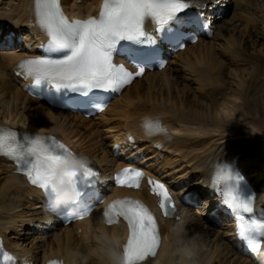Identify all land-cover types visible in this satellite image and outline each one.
<instances>
[{"label":"bare ground","instance_id":"6f19581e","mask_svg":"<svg viewBox=\"0 0 264 264\" xmlns=\"http://www.w3.org/2000/svg\"><path fill=\"white\" fill-rule=\"evenodd\" d=\"M0 1L12 8L0 12V23L25 30L27 35L36 30L41 36L35 42H47L46 32L36 22L35 0ZM213 1L183 0L190 4L185 15L191 16L195 12L215 15L229 4L241 13L244 27H240L238 35L222 31L217 24L221 15L218 13L212 28L214 39H224L223 46L216 48L213 42L200 40L176 55L189 75H181V79L178 73L169 70L168 64L163 71L146 73L127 88L105 113L97 117L106 119L105 114L117 109L113 112L120 123L110 130L112 134L109 132L113 139L110 149L105 148L101 140L96 141L99 135L93 132L92 120L53 109L28 95L24 85L30 81L21 83L19 64L31 57L19 50L0 52V128L18 130L20 137L56 138L70 147L77 159L87 158L88 166L105 182L116 169L125 165L113 155L112 148L120 141L140 142L153 153L156 148L171 155L180 154L190 168L186 175L181 174V178H189L191 182L187 184V192L178 189L183 195L173 196L175 202H181L188 192L194 195L200 181L207 187L213 186L218 166L229 165L235 156H240V162L247 168L255 170L257 180L255 176L245 174L253 179L258 189L260 177L264 182V47L258 50L261 46L258 40L264 43V0H217L221 1L217 7L211 5ZM102 3L103 0H59L62 11L70 20L98 17ZM154 27L155 23L146 19L144 29L148 31ZM0 44L8 45L2 40ZM189 53L187 59L183 58ZM188 79H193L198 91L187 85ZM144 82L146 88L142 86ZM146 119H158L166 133L149 134L144 127ZM224 140L226 142L220 145ZM1 174L6 177L4 182L0 179V240L5 251L15 258V264H113L112 254L117 257V264H122L124 245L129 237L128 225L123 218L117 225H107L103 207L97 208L85 221L60 228V234L55 235V242L50 246V254L45 253L40 262L28 258L30 252L24 251L23 247L21 250L9 234L18 222H26V226L35 221L51 224L44 211V194L27 177L16 174L15 163L2 156ZM128 196L140 199L148 209L156 212L159 220L161 246L154 257L138 264H256L250 257L242 255L232 229H225V235L219 234L209 217H201L202 212L190 214L182 205L169 220L164 219L158 209L157 197L151 196L148 189L142 192L113 190L110 200ZM21 198L40 205L43 215L35 220L13 216L11 213L20 207ZM258 200H264V193ZM228 237L233 238L228 243L232 244L230 251L224 248ZM82 256L88 259L79 262ZM257 260L262 262L261 257Z\"/></svg>","mask_w":264,"mask_h":264},{"label":"snow or ice","instance_id":"6c2138e0","mask_svg":"<svg viewBox=\"0 0 264 264\" xmlns=\"http://www.w3.org/2000/svg\"><path fill=\"white\" fill-rule=\"evenodd\" d=\"M189 7L190 4L183 0H103L98 17L70 20L62 11L59 0H35L36 22L48 36L44 46L46 55L23 60L19 67L24 70V75L33 79L34 89L52 93L55 102H70L83 97L86 103L95 106L100 93L119 91L135 77L142 75L149 66L132 59L137 51L153 49L156 43L152 41L149 44L146 40V19H151L158 26L157 31L162 33L161 40L171 43L186 35L184 29L202 26L199 13L195 20H187L180 15ZM121 42L131 45L124 54L137 68L136 72L113 62L114 53ZM144 127L149 134L167 131L161 127L158 119H146ZM0 155L12 158L30 183L39 186L50 201L57 191L52 184L55 169L69 158L76 157L54 137L24 135L19 138L16 131L5 128H0ZM225 171L234 183L227 187L226 192H217V195L222 196L221 203L233 213L237 221H244L242 213L252 212L254 196L252 193L245 194V178L234 166H218L213 187ZM64 175L76 194L73 198L75 205L83 194L81 186L92 187L97 184L95 178L99 173L85 164L82 166V174L71 171ZM142 176L140 170L125 168L117 180L121 185L138 187V180ZM149 184L154 186V191L161 197L160 207L165 210V215H170L174 206L167 187L159 181L149 180ZM86 210L82 215L86 214ZM113 211L123 217L129 229V237L124 245V264H138L148 257H154L159 246V236L156 219L149 209L141 201L125 199L109 205L104 216L109 217ZM107 222L113 223L111 219ZM237 228L241 240L253 252L258 251L260 237L264 236V220L250 217L249 221L238 223ZM0 264H15V258L2 246Z\"/></svg>","mask_w":264,"mask_h":264},{"label":"rangeland","instance_id":"374dc122","mask_svg":"<svg viewBox=\"0 0 264 264\" xmlns=\"http://www.w3.org/2000/svg\"><path fill=\"white\" fill-rule=\"evenodd\" d=\"M221 1L218 2L217 0H215L212 2L211 5L217 7L221 3ZM2 2L3 1H0V12L5 11V9H6V12H8V10L12 9L9 7V5L7 6L8 3L3 2L4 3L3 4ZM4 5H5V7H4ZM224 7L225 8L220 9L221 15L219 17L220 19H218V22H217L219 29H222V31L228 30V31H230V33H233L234 35H238V30L240 29V27H244V20L241 18L242 15L239 11H237L235 9L234 6H229V4H227V5L225 4ZM228 7H229V9H228ZM206 41L207 42H213L216 48H219V46L222 47L223 43H224V39H222V37H218V38L216 37L215 39L213 37L212 39L206 40ZM258 41L261 45L258 48V50L261 48L263 49L264 43L260 40H258ZM19 48L21 49V50L19 49V51H21V53L26 52V51H22V49H23L22 46H19ZM3 51H7V50H3L0 48V52H3ZM188 56H190V53L184 55L183 58L187 59ZM168 68H169V70H171V72H174L175 74L178 73V75L180 76L181 79L183 78L182 76H184L186 74H188V75L190 74L186 70H184V64L182 62H180V59L178 60V58H176V56L171 60ZM186 82H187V85L189 87H191V89L193 91H198L197 90L198 86L196 83H194L193 79H188ZM144 83L142 84V86H143V88H146L147 83H145V84ZM232 83H233V81H232ZM115 110H117V109L114 108L113 111H115ZM113 111L105 114L104 118H106V119H103V118H101V120L97 119V118L91 119L93 121V124H94L93 132H98V135H99L98 137H96L97 138L96 141L101 140L102 145H104V147L107 149L111 148L110 145L112 143L111 142L112 141V138H111L112 128L118 127L119 123H120V119L117 118L116 113ZM104 120H106L105 123H104ZM109 120H111V122H108V124H107V121H109ZM0 122H2V121H0ZM108 125H110V126H108ZM225 142H226V140H224V142L222 141L219 144L221 145ZM92 143H94L93 140H92ZM242 143H243V141L241 142V144ZM244 143H246V142H244ZM99 153L102 154V151H100ZM147 155H148L147 158H148V162H149V167L152 169V172L155 173L159 177V179L166 182L167 184H174L175 186H177V183L180 182L179 180H182L180 178V174H187L188 171H190V168L189 167L187 168V164L184 162V160L180 154L176 153V155L175 154L171 155L167 151L165 152L164 150H160V151H157L155 153L148 152ZM99 156H100V154H99ZM101 156H103V154ZM245 168H247V166ZM248 169L250 170L251 176H253V177L255 176L256 180L259 179L256 176L257 173H255V170H252V168H248ZM177 173L179 175H177ZM107 174H108V172H107ZM5 177L6 176H4V174H1L0 179L2 180V182L5 181ZM259 183H260V185H259L258 189L260 190V193L263 195V193H264V182H262L261 177H260ZM22 199L23 198H21L20 201L18 202V204L20 203L19 206L21 208L18 207L19 209L17 208L16 210H14L15 213L14 212L11 213L13 216L19 217V218L27 216L28 220H35V219H39L43 215V213H42L43 211L40 208L41 207L40 205H37L34 202L32 203V201H30L28 198H27V200L26 199L22 200ZM225 229L226 228L222 227V226H219L216 228L218 233L221 235H225V231H224ZM60 231H61L60 228H57V227L52 229V230H48L47 226L44 223H40L37 221L33 222V225H31L30 227L28 225L26 226V222H18L15 225L14 230H13L10 238L13 242L17 241V245L19 246V248L23 247L24 251H29L30 256L28 255L29 256L28 258H32L33 261H37V263H38V262H40V259H42L43 255L45 253L50 254V246L52 245L53 242H55V239H56L55 235L60 234ZM226 240H228V242L225 243L224 248H226L227 250L230 251L232 244L229 245L228 243L232 242V239L228 237V238H226ZM88 257H89V255H88ZM88 257L82 256L79 259V262H83L84 260L88 259ZM89 259H90V257H89ZM94 264H96V263H94Z\"/></svg>","mask_w":264,"mask_h":264},{"label":"clouds","instance_id":"9594fccd","mask_svg":"<svg viewBox=\"0 0 264 264\" xmlns=\"http://www.w3.org/2000/svg\"><path fill=\"white\" fill-rule=\"evenodd\" d=\"M85 164L88 165V160L85 157L78 159H68L66 162L55 169V180L52 181V184H58L61 182V180H67L68 178L64 175L65 172H81L82 166ZM71 195L72 193L69 190L63 191L60 195L56 196L54 200L51 201L48 210L53 213H58L61 210L60 206L68 201L71 198ZM112 260L113 264H117V257L115 256V254H112Z\"/></svg>","mask_w":264,"mask_h":264}]
</instances>
